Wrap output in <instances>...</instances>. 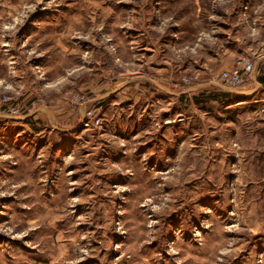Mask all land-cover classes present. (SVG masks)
<instances>
[{"label": "rangeland", "instance_id": "374dc122", "mask_svg": "<svg viewBox=\"0 0 264 264\" xmlns=\"http://www.w3.org/2000/svg\"><path fill=\"white\" fill-rule=\"evenodd\" d=\"M259 56L264 0H0V264H264Z\"/></svg>", "mask_w": 264, "mask_h": 264}, {"label": "built area", "instance_id": "2783aa9c", "mask_svg": "<svg viewBox=\"0 0 264 264\" xmlns=\"http://www.w3.org/2000/svg\"><path fill=\"white\" fill-rule=\"evenodd\" d=\"M257 61L241 57L237 59L230 69H221L214 74L213 80L229 88H236L245 85L247 81L257 73ZM264 72V64L259 67ZM264 111V107L262 109Z\"/></svg>", "mask_w": 264, "mask_h": 264}, {"label": "crops", "instance_id": "0c3cea01", "mask_svg": "<svg viewBox=\"0 0 264 264\" xmlns=\"http://www.w3.org/2000/svg\"><path fill=\"white\" fill-rule=\"evenodd\" d=\"M264 56H259V57H257L256 58V60H257V62L258 63H260L259 65H260V67H262L263 66V64H264ZM261 60V61H260Z\"/></svg>", "mask_w": 264, "mask_h": 264}, {"label": "trees", "instance_id": "16d2710c", "mask_svg": "<svg viewBox=\"0 0 264 264\" xmlns=\"http://www.w3.org/2000/svg\"><path fill=\"white\" fill-rule=\"evenodd\" d=\"M263 82H264V78L262 77V78H260Z\"/></svg>", "mask_w": 264, "mask_h": 264}]
</instances>
